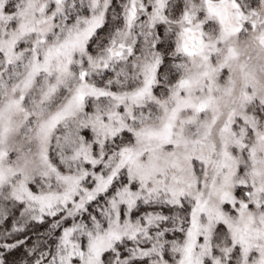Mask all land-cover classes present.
Wrapping results in <instances>:
<instances>
[{"label":"snow or ice","instance_id":"snow-or-ice-1","mask_svg":"<svg viewBox=\"0 0 264 264\" xmlns=\"http://www.w3.org/2000/svg\"><path fill=\"white\" fill-rule=\"evenodd\" d=\"M0 264H264V0H0Z\"/></svg>","mask_w":264,"mask_h":264}]
</instances>
